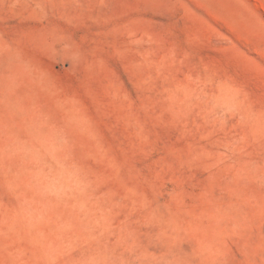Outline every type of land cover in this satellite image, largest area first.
Returning a JSON list of instances; mask_svg holds the SVG:
<instances>
[{"label": "rangeland", "instance_id": "rangeland-1", "mask_svg": "<svg viewBox=\"0 0 264 264\" xmlns=\"http://www.w3.org/2000/svg\"><path fill=\"white\" fill-rule=\"evenodd\" d=\"M0 264H264V0H0Z\"/></svg>", "mask_w": 264, "mask_h": 264}]
</instances>
